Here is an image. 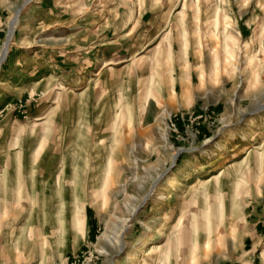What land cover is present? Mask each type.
Listing matches in <instances>:
<instances>
[{
    "label": "rangeland",
    "instance_id": "374dc122",
    "mask_svg": "<svg viewBox=\"0 0 264 264\" xmlns=\"http://www.w3.org/2000/svg\"><path fill=\"white\" fill-rule=\"evenodd\" d=\"M138 2L0 0V264H264V0Z\"/></svg>",
    "mask_w": 264,
    "mask_h": 264
},
{
    "label": "crops",
    "instance_id": "0c3cea01",
    "mask_svg": "<svg viewBox=\"0 0 264 264\" xmlns=\"http://www.w3.org/2000/svg\"><path fill=\"white\" fill-rule=\"evenodd\" d=\"M120 1L121 0H118V3L120 4ZM138 1H140L141 2V0H133V3H134V7H135V5H137V2ZM159 1V2H158ZM180 0H149V2H152V3H155V4H159V3H161V6H165V8H171L170 9V12H169V15L167 16V18H166V23H168L169 22V19H170V15H171V11L173 10V7L177 4V2H179ZM139 3V2H138ZM190 87V84L189 85H187L186 87H185V90H184V93H185V95L187 94V92H188V88ZM191 88V87H190ZM189 93V92H188ZM22 94V93H21ZM187 96V95H186ZM48 126H52V122H51V120H49V122H48ZM48 130H51V127H49L45 132H44V135H47V134H49V132H48ZM59 164V163H58ZM59 166H57L56 168H58ZM48 170H47V172L45 173V177H48L49 179H53L55 182H57V183H61L65 178H71V175L70 176H62L59 172H57V175H54V171L53 170H50V169H52V166H50V165H48L47 167H46ZM76 208V207H75ZM33 208H31V210H32ZM71 210V209H70ZM69 213H70V211H69ZM30 215H31V212H30ZM69 215V214H68ZM29 221L31 222V220L29 219L28 220V223H29ZM27 222V221H26ZM27 223V224H28ZM70 223V222H69ZM20 228H23L24 226H23V224L22 225H20L19 226ZM44 235H45V226L44 225H41V228L40 227H38V233H37V238H36V240H35V243L36 244H38L39 245V248L40 249H42V250H40V253L41 254H38V258H37V261H36V264H43L44 263V261L46 260V259H44V258H46V255H44L45 257H43V250H44V248H45V241L43 240V239H45L44 238ZM42 236V237H41ZM56 237V239H57V235H56V233L54 232V238ZM31 244H33V243H31ZM37 245V246H38ZM44 246V247H43ZM39 253V252H38ZM42 255V256H41ZM41 256V257H40Z\"/></svg>",
    "mask_w": 264,
    "mask_h": 264
},
{
    "label": "bare ground",
    "instance_id": "6f19581e",
    "mask_svg": "<svg viewBox=\"0 0 264 264\" xmlns=\"http://www.w3.org/2000/svg\"><path fill=\"white\" fill-rule=\"evenodd\" d=\"M13 28V27H12ZM14 29V28H13ZM13 29H11V31H10V33H9V36H8V41H7V43H6V47L4 48V50H3V53H2V60H4L5 59V57H6V55H7V53H8V51H9V43H10V41H11V39H12V36H13ZM224 50L226 51V57L228 56V57H232V50H231V48H233L232 47V41L228 38V36H227V38L225 39V42H224ZM228 50V51H227ZM255 56L254 55H251V56H248V60H249V62H251V63H253L254 61H255ZM221 145V144H220ZM223 149V148H222ZM77 151V150H76ZM75 154V153H74ZM111 155H113V153H111ZM75 157V156H74ZM110 159V158H109ZM106 176V175H105ZM173 186H174V188L176 187L175 186V184H172ZM178 188H180V187H178ZM156 192V191H155ZM181 193V191H179V190H176V193H175V195L177 194H180ZM159 198H164V196H166V195H164V193H160L159 194ZM180 196V195H179ZM181 197V196H180ZM166 198V197H165ZM77 210V209H76ZM78 214V213H77ZM181 216H182V213H181ZM178 217V220H177V225H179V224H181L182 223V217ZM77 220V219H76ZM75 220V221H76ZM79 223H81V222H79ZM78 225V224H77ZM159 237L161 238V237H165V231L164 230H160L159 232ZM53 234H54V232H53ZM107 235V234H106ZM54 236V235H53ZM42 237V236H41ZM107 237H108V235H107ZM150 239H151V236L149 237ZM44 241H45V239H43ZM151 241V240H150ZM147 245V239H145L144 241H142L141 242V244L139 245V248H140V250L141 249H144V247ZM146 261H147V259H145ZM134 260L132 259V260H130V262L129 263H131V262H133ZM137 262H138V259H137Z\"/></svg>",
    "mask_w": 264,
    "mask_h": 264
}]
</instances>
